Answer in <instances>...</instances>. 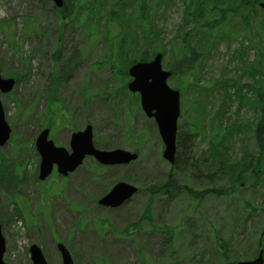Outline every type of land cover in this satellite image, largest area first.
I'll return each instance as SVG.
<instances>
[{
	"label": "rangeland",
	"instance_id": "1",
	"mask_svg": "<svg viewBox=\"0 0 264 264\" xmlns=\"http://www.w3.org/2000/svg\"><path fill=\"white\" fill-rule=\"evenodd\" d=\"M124 1L131 3L132 9L138 4L137 0ZM111 2L104 0L103 4L110 6ZM186 3L147 0L154 34L145 30L143 41L136 43L148 51H160L165 70L180 58L186 41L200 53L202 60L193 76L167 79L168 85L178 88L182 95L177 132L196 124L197 136L188 138L191 147L183 157L190 161L206 155L208 136L219 123V109L226 107L231 128L226 152L235 162L243 153L253 156L252 166L233 186L215 176L184 177L182 158L173 167L162 157L164 146L154 120L141 110L138 94L123 85L122 77L106 61L110 41L104 40L103 33L96 40L85 34L87 24L103 25L94 11L84 9L79 13L84 19L77 18L73 27L58 34L60 21L51 9V0H0V74L15 80L12 90L0 92L10 127L8 140L0 146L5 264H32L29 246L33 243L40 246L48 264H62L57 242L68 248L74 264H157L161 249L162 264L206 263L220 239L228 242L231 248L227 254L232 253L237 261L257 257L259 250L252 251L253 240L264 239L260 235L264 232V164L255 163L259 148L253 130L259 112L253 90H264V72L256 64L264 54V39L259 41L256 33L248 37L237 16L223 9L212 11L217 23L207 36L201 20L185 12ZM253 13L264 17L262 10ZM25 18L40 23L38 27L35 24L36 33L25 34L29 23ZM112 21L116 27L124 22L115 17ZM127 34V30L120 34L122 44L127 42ZM72 54L78 62L69 76L61 77L67 73L61 67L68 66L66 61ZM27 58L30 66L25 68ZM251 66L257 68L254 77L246 72ZM129 79L124 78L126 84ZM232 83L239 86L244 101L234 95L236 87L229 88ZM52 86L56 87L53 93ZM51 95L53 101L48 98ZM232 123L240 126L237 132ZM86 124L92 126L96 147L122 148L136 152L138 157L127 164L110 166L87 157L67 176L53 170L45 180H39L40 159L34 142L40 130L49 128V138L70 151L71 133ZM170 170L175 187L158 191ZM3 171L14 179L9 181ZM117 181L129 182L138 191L118 207L99 205L97 199ZM149 186H154L153 192ZM136 222L137 228L123 231L127 224ZM160 224L176 227L169 253L165 252L166 232L162 230L161 240L156 231ZM246 252L250 256L246 257Z\"/></svg>",
	"mask_w": 264,
	"mask_h": 264
},
{
	"label": "trees",
	"instance_id": "2",
	"mask_svg": "<svg viewBox=\"0 0 264 264\" xmlns=\"http://www.w3.org/2000/svg\"><path fill=\"white\" fill-rule=\"evenodd\" d=\"M104 0H63V5L60 8H57L55 5L52 4L51 9L55 12L57 18L58 24L57 26V32L58 34H61L64 32L66 28L73 27V24L77 21V18L84 17L83 15H79V13L83 12L84 9L94 11V14L99 15L97 17L98 20H102L103 25H98L95 27L93 24H87L89 27V30L85 32L87 37L94 38V40L97 39L99 33H103L102 35H106L104 40L110 41L109 49H108V56L106 58V61L110 64L109 67H113L116 70V74H118L123 79V85L126 86V82L124 78L128 77L127 74V68L130 66L131 63L135 61H148L150 60L153 55L156 53V51H148L144 46H141V43H136L139 40L144 39V31L149 30L154 34V21L152 17L150 16L148 9L149 6L147 4V0H137L138 4L137 6L132 9L130 5H127L125 1L123 0H112L110 6H106L103 4ZM134 1V0H132ZM187 3L184 4V9L186 13H190L191 16L195 20H201L200 26L204 28V33L209 35L210 29L212 28L215 23H217V20L214 21L212 16L216 11H231L235 16H237V20L239 21L240 25L242 26V29L246 32V35L253 36L255 33L259 36L258 40L264 39L262 35L264 34V17H258L253 12L256 10H262L264 13V9L260 8L259 3H264V0H186ZM131 2V1H130ZM215 12L211 16L212 11ZM130 13V14H129ZM121 18V21H124L123 24L118 25L116 27V24H114V21H112L113 18ZM257 17V19H255ZM89 20H93V17H87ZM28 23V32L25 33L27 35H31L32 33H36V27L40 25V23H36L34 21V18H25V23ZM255 20V22H254ZM254 22V23H253ZM11 24V23H10ZM216 26V25H215ZM48 28V26H45ZM40 28V27H39ZM142 28V29H141ZM82 29V28H81ZM92 30L95 32L96 35L93 34ZM101 30V31H100ZM127 30V42L122 44L123 37L120 38V34H123L124 31ZM43 31L40 30L39 33H42ZM84 32V31H83ZM24 34V35H25ZM103 39V38H102ZM115 47H114V46ZM197 45V44H195ZM125 46V48H124ZM124 48V49H123ZM124 52V53H123ZM160 52V51H157ZM60 53V49L55 50V55L58 56ZM123 53V54H122ZM123 55L122 57L120 55ZM260 58L257 60V66H260L262 68V71L264 72V54L261 53L259 55ZM121 57V59H120ZM74 55L72 54L71 57L66 61V64L68 65L67 68L65 65H62V69H67V73H64L61 77H67L70 74L71 69L77 64L78 61L74 62ZM263 63H260V60ZM202 57L200 56V53L195 49V46L190 45L188 41L184 42L181 47V55L180 58L175 60L171 65L169 66V70L171 72V77H191L196 73V64L201 62ZM73 61V62H72ZM121 63V67L118 66V64ZM186 64V65H184ZM184 65V66H183ZM30 66V60L27 58V64L25 68H28ZM183 66V67H182ZM187 69H183V68ZM257 68L251 66L250 69L248 68L247 73H249L251 76L256 75ZM264 75V73H263ZM59 77L53 79V85H55V82H57ZM236 87L234 83L229 85V88ZM52 92L56 89V87L51 88ZM178 89V88H177ZM217 91V90H216ZM253 94V99L256 102V106L259 112L258 121L254 126V134L257 140L258 148H259V154L257 157H255V163H262L264 164V90L262 88L256 87ZM252 91V92H253ZM251 92V93H252ZM230 93L228 92V98L230 99ZM234 95L239 98V101L243 99L244 97L241 93V90L238 87H236ZM180 97L182 98V95L180 93ZM48 98L50 100H54L55 98L51 95ZM227 108L222 107L219 109V116L218 118V124L216 125L215 129L212 131L211 135L208 136L207 139V148H206V155L202 158H194L193 160L185 159L186 157H183L184 151H187L189 147H191L190 142H188V138L190 136L196 137L197 131H196V124L191 123L188 130H184L183 133L177 132V138H176V153H175V159L172 164V166H176L179 164V160L182 158L183 164H181V169L184 171V177L189 175H196V177H203L204 179H212L214 176L217 180L219 179H225L229 181L233 186L234 184H238L239 181H242V178L244 177V173L252 166L251 161L253 159L252 155H249L248 153H243V156L240 158L238 162H235L231 159L229 154L226 152L227 149V134L230 133V120L227 118L226 115ZM233 129H236V132L240 128V126H236L234 123ZM96 145V144H95ZM106 148L108 146H105ZM249 155V156H248ZM189 158V157H188ZM199 166H197V165ZM257 165V164H256ZM171 167V169H173ZM236 167H239L237 169ZM195 169H200L199 172H196ZM3 174H7L4 173ZM195 177V176H194ZM7 179L9 181L13 180L14 177L10 174H7ZM261 183L264 185V173L261 177ZM230 186V187H231ZM154 186H149V190L153 192ZM159 188L158 191L162 192L165 190L164 187H167L170 191L175 187V180L173 177V173L171 170L167 174L165 186L158 185ZM148 221V216L145 217ZM103 222V221H102ZM149 222V221H148ZM138 223V224H137ZM246 223H242V226ZM139 226V222L136 223H130L127 224L123 231L127 233L128 229L137 228ZM175 226L172 225H164L160 224V226H157L156 231L160 232L161 240H162V230L166 232L165 234V241L167 243L166 245V253L171 252L172 246V240L174 239L175 235ZM263 229V228H262ZM260 235L264 236V232L260 233ZM218 238V237H217ZM219 240V239H218ZM261 242V244H260ZM254 248L252 251H258L260 247H264V239L262 240H253ZM228 245V248L226 247ZM230 245L227 241H222L220 239V242H218L215 253L213 255H209L208 259L209 261L207 264H235L237 261L233 257H231V254H227V249H229ZM231 248V247H230ZM264 249V248H263ZM246 257L250 256V253L246 252ZM158 257V263L162 264V249L157 254ZM236 257V256H234ZM199 262L198 264H206ZM172 264V263H167Z\"/></svg>",
	"mask_w": 264,
	"mask_h": 264
},
{
	"label": "water",
	"instance_id": "3",
	"mask_svg": "<svg viewBox=\"0 0 264 264\" xmlns=\"http://www.w3.org/2000/svg\"><path fill=\"white\" fill-rule=\"evenodd\" d=\"M60 8L63 0H51ZM264 8V3L259 4ZM131 80L127 89L138 93L141 110L148 118H152L157 126L158 134L163 143L162 157L173 163L176 151L177 119L180 114V94L167 83L171 72L162 67V54L157 52L149 61H137L127 69ZM15 80L2 77L0 74V92L12 90ZM10 135V127L4 117V110L0 101V146L4 145ZM92 126L87 124L82 130L72 132L69 138L68 151L65 147L57 146L49 138V128H43L37 135L34 145L40 162L37 178L45 180L55 166L58 174L66 176L80 166L83 160L91 156L102 165H121L134 161L136 152L122 148L99 149L93 143ZM137 192V187L126 181H117L111 189L101 196L98 204L105 207H118L128 201ZM62 264H74L67 247L56 243ZM5 240L0 223V264H5L3 254ZM32 264H48L43 252L37 244L29 246ZM235 264H264L263 249L260 248L257 257L249 260H240Z\"/></svg>",
	"mask_w": 264,
	"mask_h": 264
},
{
	"label": "flooded vegetation",
	"instance_id": "4",
	"mask_svg": "<svg viewBox=\"0 0 264 264\" xmlns=\"http://www.w3.org/2000/svg\"><path fill=\"white\" fill-rule=\"evenodd\" d=\"M53 170H55V171H56V168H55V167H53ZM53 170H52V171H53ZM56 172H57V171H56ZM68 174H69V173H68ZM162 185H163V186H165V183H164V184H162ZM164 188H165V190H167V189H168L167 187H164ZM105 193H106V192H105ZM105 193H104V194H105ZM102 195H103V194H102ZM102 195H101V196H102ZM101 196H100V197H101ZM100 197H99V198H100ZM97 200H98V199H97ZM57 243H58V242H57Z\"/></svg>",
	"mask_w": 264,
	"mask_h": 264
}]
</instances>
